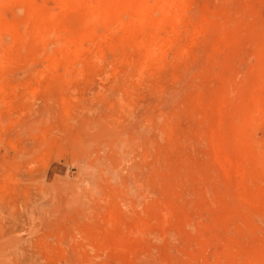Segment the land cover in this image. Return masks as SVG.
<instances>
[{
	"label": "rangeland",
	"instance_id": "374dc122",
	"mask_svg": "<svg viewBox=\"0 0 264 264\" xmlns=\"http://www.w3.org/2000/svg\"><path fill=\"white\" fill-rule=\"evenodd\" d=\"M72 1L0 0V264H264V0Z\"/></svg>",
	"mask_w": 264,
	"mask_h": 264
},
{
	"label": "bare ground",
	"instance_id": "6f19581e",
	"mask_svg": "<svg viewBox=\"0 0 264 264\" xmlns=\"http://www.w3.org/2000/svg\"><path fill=\"white\" fill-rule=\"evenodd\" d=\"M64 1V0H63ZM67 1H69V3H70V0H67ZM66 0H65V2L66 3H68ZM77 1V0H76ZM75 1V2H76ZM78 1H80V0H78ZM84 1V0H83ZM159 1V0H158ZM178 0H160L157 4L159 5L158 7H159V9H164V10H167V9H169V7H171V5H173V6H175V8H177L176 7V5L177 6H179L178 7V9L180 10L181 8H182V6L180 7V5H181V0H179L178 2H177ZM57 2H59V1H57ZM62 2V1H61ZM155 1H153V3H154ZM176 2L178 3V4H176ZM65 3V4H66ZM71 3L72 4H70L71 5V7H72V5L75 7V10H76V8H78L79 9V7H76L75 5H77V3L76 4H74V2L71 0ZM80 4H82L83 2H79ZM62 4H63V2H62ZM156 4V3H155ZM176 4V5H175ZM180 4V5H179ZM183 4V3H182ZM59 5V4H58ZM60 5H61V3H60ZM148 5H150V4H148ZM154 5V4H153ZM77 6H79V5H77ZM151 6V5H150ZM155 6V5H154ZM172 6V9H169L170 11H172L173 12V10H174V7ZM153 9H152V8ZM150 8L147 6V8H149V9H147L146 8V1H138V2H136V3H127V2H125V0H105V2H102V1H100V0H86L85 2H84V6L83 7H80V10H81V8H83L84 10H85V14H84V16H83V22L86 24L85 26H86V30H89V31H87V32H84V34H83V36H87L89 33H90V29L93 27V24L95 23V20H97L101 15L100 14H103V16H104V18H103V22H108V23H110L111 22V20L112 21H115L117 18V16H119V14H118V12L120 11V10H125V9H127V10H129L133 15V20L131 21V22H133V24L135 25V28H137L138 29V32H142L143 31V29H144V27H145V24H143L144 25V27H143V29H142V31H140V29L142 28V27H140V24H142V23H144L145 22V20H146V18H151L152 19V17H154V16H152L151 17V14H153V13H149V15H150V17H147V16H149L148 14H147V16L145 17V14L147 13V11H149V12H151L150 11V9H152V10H154V12H155V10H157V8H155L154 9V7L153 6H151ZM155 7H157V6H155ZM62 8V7H61ZM68 8V7H67ZM73 8V7H72ZM64 9H66V7L64 8ZM70 10H71V8H69ZM74 9V8H73ZM83 9L81 10L82 12H83ZM34 10V9H33ZM32 10V14L34 15V16H29L30 18L31 17H34V19L36 18V19H38L39 20V22L37 23V26H38V24H40V28H44L45 26H47V23H48V21H49V19L52 17L51 15H50V13H49V15H47V16H49V17H46L45 15L43 16V15H40L39 14V12L37 11V13L36 12H34ZM61 10V9H60ZM66 10H68V9H66ZM145 10H147V11H145ZM176 11H177V9L175 10V14H176ZM64 12V11H63ZM166 12V11H165ZM171 12V14L173 15V13ZM179 13H180V11H178ZM157 13H160V11L159 12H157ZM168 13V12H167ZM31 14V15H32ZM161 14V13H160ZM163 14V15H162ZM162 14H161V18H162V20L164 19V18H166V20H169V21H171V23H173L172 21H173V19L175 20L174 21V23L178 20V17H179V14H176V17H177V19L176 18H174L173 16V19L172 20H170V19H168V17H166L167 16V14L166 13H164L163 11H162ZM164 14H166L165 15V17H164ZM170 14V15H171ZM174 14V15H175ZM102 16V17H103ZM114 16V17H113ZM172 17H170V18H172ZM101 18V17H100ZM102 19V18H101ZM113 19H115V20H113ZM131 19H132V17H131ZM150 19V20H151ZM149 20V21H150ZM153 20V19H152ZM162 20H159L160 22L162 21ZM165 20V19H164ZM163 20V21H164ZM37 21V20H36ZM146 21H148V20H146ZM157 21V20H156ZM162 21V22H163ZM155 22V21H154ZM146 24L147 23H149V22H145ZM156 24H157V22H155ZM163 23H165V21L163 22ZM166 23H170V22H167L166 21ZM170 23V24H171ZM173 23V24H174ZM137 24V25H136ZM152 24V23H151ZM150 24V25H151ZM155 24V25H156ZM138 25H139V28H138ZM149 25V27L148 28H150L151 27V29L153 28V30H152V33H151V29H150V33H148L147 32V34H150V35H152V36H150L149 35V37H154L155 36V31H156V29H157V26H156V28L154 27V24L152 25V26H150ZM1 26V25H0ZM142 26V25H141ZM160 26V25H159ZM146 27V28H147ZM134 28V27H133ZM155 28V29H154ZM137 29H130L131 30V32L133 33V32H135L134 30H137ZM155 30V31H154ZM1 31V30H0ZM144 32H146V31H144ZM144 32H143V34H144ZM158 33H159V31H157ZM157 32H156V34H157ZM0 33H3L2 31L0 32ZM56 33H58V32H56ZM142 34V35H143ZM146 34V33H145ZM144 34V35H145ZM146 34V35H147ZM57 35V34H56ZM59 35V34H58ZM57 35V36H58ZM158 35V34H157ZM145 37V36H144ZM147 37H148V35H147ZM148 37V38H149ZM147 38V39H148ZM145 39H146V37H145ZM146 39V40H147ZM167 39V38H166ZM164 40H165V38H164ZM168 40V39H167ZM74 41V40H73ZM72 40L71 41H68V42H70V44L69 43H67V44H69L70 45V47H71V44H72V42H73ZM164 42V41H163ZM66 44V45H67ZM74 45V44H73ZM63 47V46H62ZM68 45H67V47H66V49H68ZM65 48V47H64ZM72 48H74V46H72L71 47V50H72ZM65 50V49H64ZM69 50H70V48H69ZM66 51V50H65ZM37 140V139H36ZM38 141V140H37ZM39 143V142H38Z\"/></svg>",
	"mask_w": 264,
	"mask_h": 264
}]
</instances>
